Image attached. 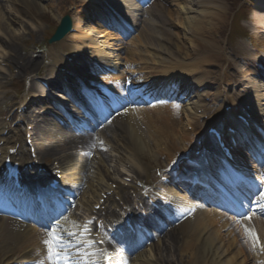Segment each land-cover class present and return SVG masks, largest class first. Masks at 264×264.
Segmentation results:
<instances>
[{
  "label": "bare ground",
  "instance_id": "6f19581e",
  "mask_svg": "<svg viewBox=\"0 0 264 264\" xmlns=\"http://www.w3.org/2000/svg\"><path fill=\"white\" fill-rule=\"evenodd\" d=\"M106 1L111 7L117 6L123 9L128 15L133 17L135 16L136 8L130 0H111L112 2L109 0ZM180 1L181 5L178 6L177 11L175 12L178 15L176 19L181 26V30L184 33L185 39H187V36L189 35H194V37L197 38L199 36V38H201L206 31L208 34H211V30L214 31L216 27L222 26V24L225 22V8L219 6V1L223 0H216L214 3H211L210 0H196L193 2L192 0ZM14 2L21 5V7L16 10L17 16H22V13L25 12L30 13L34 9L35 11L40 12L54 8V5L48 3L47 0H15ZM152 12L153 9H150L148 10L147 14L155 17V14ZM258 12L259 14L255 16V19L260 25L264 27V8H261L258 10ZM58 17L59 15L56 14L55 19H58ZM86 22L87 21L85 19L77 20L76 23L74 21L73 28L79 29L80 25L83 26V23ZM14 23L15 21L12 20V24ZM92 32L103 35L102 39L101 37L99 38L95 37V35H91L93 34ZM153 37L155 36L146 32L144 36L138 38L137 42L143 44L144 47L147 46V50H144V52L140 53L137 52L138 50H134V55L141 56L143 62H150L155 69H158L159 71L161 70L157 73L161 74L162 78L164 79H172L175 81V79L181 75L189 77V79H185L186 84L180 82V86L178 87V90L181 89L188 99L187 105L184 107L183 111L187 115V127L191 124V121L189 120L193 121L198 116V110L200 111L205 107V105L200 100L201 95L194 93L196 97L193 95L191 96L190 91L188 90V85L190 84V86L196 90L197 87H202L205 85V83L211 82L210 74L207 72L202 73L200 68H202L204 65H214L211 64V61L215 62L216 60L212 58V55L208 54L205 57L195 61V58L192 57L189 50H179L180 48L178 46H176L173 50L171 49V44L169 46L168 44L162 46L159 45L158 47L153 48L151 46ZM73 38H77V40L81 42L71 45L68 44V46L73 49H77L76 51L85 55L88 59H91V61L96 60L95 63L109 68L117 66L116 68H111L114 70L120 65L119 59H121V57L119 54H114V52L109 50L113 46V44L109 42V40H111L109 33H104V31L97 32L96 29L90 27L85 31H79L78 34L76 33L74 35H69L68 40L72 41ZM63 44L64 43H61V45ZM123 50L124 49L122 47L120 48V46H118V52H122ZM126 55H129V50L126 51ZM25 66L29 65L26 64ZM189 70H191L192 73L187 74V71ZM196 74L199 77H196ZM97 77L99 81H101L103 78L102 75ZM124 77L125 76L122 75V78ZM120 78L121 77H119V79ZM184 89H187L188 91ZM217 92L218 93L215 94V97L221 98L223 92ZM260 97L262 98L261 102L264 103V95H260ZM133 101L130 104H132ZM226 105L232 104H227L223 101L221 106L217 107L221 108L222 106ZM127 111L129 112L124 118L117 117L113 121L115 126L121 130L122 134L120 135L115 134L114 132L112 133L113 136L117 138L116 140L119 142L122 148L130 152L129 155H131L134 160H138L142 157V160L140 161L149 160L157 163L158 159L163 156L161 151L162 149L166 154L164 155L166 161H169L172 156L175 157V153L189 151L191 145V136L189 133H185L181 123L176 124L174 121L175 118L173 116H169L167 114L162 115L161 111L155 113V116H151L146 111L138 108H127ZM235 111L238 110H232L230 112V116L233 115ZM201 128V124H196V131H200ZM203 130L194 133L200 137L203 136L204 141L207 142L210 140V137H205V135L202 134ZM108 131L110 132V130ZM40 133L41 135L45 134L41 131ZM105 133H107V130ZM61 137L63 138V141L58 139ZM58 138V146H37V150L43 156H54L56 159H60V166H64L62 160L64 157H71L73 150H76L77 148L82 149L83 147H87L91 144V142H89L85 136L81 138L79 136H70V134L65 133L63 136H59ZM63 149L69 150L71 152L62 155L60 151ZM138 165L143 166L141 163ZM143 167L145 168H143L142 171L144 172V175H146V172L148 171L146 168L148 167V163H144ZM241 169L243 172L249 174L250 168L241 167ZM74 170L78 175H80L78 172L79 168L74 167ZM85 178L86 177L84 176V181ZM256 178L258 177L255 176V179ZM101 191L103 192V190ZM91 192L94 193L95 191L91 190ZM99 193H97V197L92 196V198H96L95 204L99 198ZM168 207L173 214H177L179 211L185 212L187 210H190L191 212L190 215L186 217L176 229L179 231L180 236L186 237L190 234L195 241L193 245H190V247H194V250L191 251V254L189 255L191 257V262H195L196 264H230L232 261H236L239 255L244 254L242 247L240 246L241 244H238L236 240H231V230H233V228L227 229V223L221 222L219 220L222 215L217 210L210 206L204 207L201 204L191 203L183 199H174V201L171 200L168 203ZM254 218L256 219L255 215ZM13 225L18 226L19 228ZM27 227L28 226H25L24 228V225L18 224L14 220L7 217L1 218L0 245L7 239H13L14 242L19 245H21V242H23L26 243L27 247L34 246L37 248L39 245L43 247V241L46 239L44 238V235L40 233L38 234L37 231L32 227ZM7 228H9L10 231ZM222 232H226V234L223 235L221 234ZM163 238H168L166 242L167 246L169 245L170 249L172 248L173 250H176L175 247L177 246L178 233H166ZM259 238L261 242V246L259 247L264 253L263 228L260 229ZM231 248L236 251L231 253ZM261 259H264V254H262Z\"/></svg>",
  "mask_w": 264,
  "mask_h": 264
},
{
  "label": "snow or ice",
  "instance_id": "6c2138e0",
  "mask_svg": "<svg viewBox=\"0 0 264 264\" xmlns=\"http://www.w3.org/2000/svg\"><path fill=\"white\" fill-rule=\"evenodd\" d=\"M260 199L264 200V192H261ZM247 219H251V217H246ZM239 223V221H237ZM83 232L85 234L88 233L89 229L85 225L83 227ZM245 232L249 235L253 236V239H256L255 234L249 232L247 228H245ZM69 235H75L74 233H69ZM47 239L43 241V244L46 246L47 254H48V260L51 262V264H69L70 256L68 251L66 250L69 245L65 244L63 241V238L58 231V227H54L51 230L47 232ZM105 258H107L105 254ZM38 264H43V262H38Z\"/></svg>",
  "mask_w": 264,
  "mask_h": 264
},
{
  "label": "rangeland",
  "instance_id": "374dc122",
  "mask_svg": "<svg viewBox=\"0 0 264 264\" xmlns=\"http://www.w3.org/2000/svg\"><path fill=\"white\" fill-rule=\"evenodd\" d=\"M5 5H7V4H3V9L5 8ZM173 8H172V10H171V12H173ZM34 11V13H36V11L35 10H33ZM48 13V12H47ZM4 15V14H3ZM5 17L8 19L9 18V15H8V13H6L5 12ZM23 18H22V22H21V24H19V27L18 28H9V30H8V32H7V34H9V33H14V35L15 34H17V30H20V31H25V32H28V31H30V32H33V31H35V30H32L31 28H29V27H25L26 25H25V22H26V20H25V18L27 17V15L25 14L24 16H22ZM25 17V18H24ZM28 18V17H27ZM169 24H171V25H174V26H176L175 24H177V19H176V14H172V18H171V21L169 20ZM40 30H41V32L40 33H36V36H37V38H36V41H33V40H31V39H28V36L27 37H25V38H22L23 39V43H26V42H28V41H33V42H41V37H42V32H43V27H41L40 28ZM5 31H7V30H5ZM180 34H178V35H176L175 36V40H176V38H179V40L181 41V39H182V37H183V35L181 34V32H179ZM44 35H45V33H44ZM43 35V36H44ZM10 37V36H9ZM5 38V37H4ZM28 39V40H27ZM172 41H174V38H172L171 39ZM10 41H13V39L12 38H6L5 40H0V49H2V48H5L3 45L4 44H6L7 45V43L8 42H10ZM178 45H181V43H178ZM198 45H200V44H198ZM202 48L201 46H195V48ZM183 48L185 49V48H187L188 49V45H186V43H184V46H183ZM0 53H7V50H0ZM183 120H184V117H183ZM59 132H61V131H59ZM58 135H60L59 133H58ZM54 137V136H53ZM45 138H47L46 137V135L45 136H40V138H39V143L40 144H44L45 142L46 143H48V144H50L49 143V141H47V140H45ZM38 139V138H37ZM54 141V142H53ZM58 143L53 139V140H51V145H57ZM68 152V151H67ZM43 157V156H42ZM46 159H51L50 157H46ZM83 161V159L81 158V157H79L78 158V165H80L81 164V162ZM74 162V159L72 158V157H70L68 160H65L64 161V163L65 164H69V163H73Z\"/></svg>",
  "mask_w": 264,
  "mask_h": 264
}]
</instances>
